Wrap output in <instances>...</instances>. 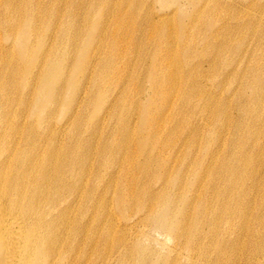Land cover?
<instances>
[{
	"label": "bare ground",
	"instance_id": "obj_1",
	"mask_svg": "<svg viewBox=\"0 0 264 264\" xmlns=\"http://www.w3.org/2000/svg\"><path fill=\"white\" fill-rule=\"evenodd\" d=\"M155 1L167 6L174 0ZM206 2L211 12L222 7L214 0ZM147 4L0 0V264H124L129 255L136 264H181L170 258L181 257L178 248L192 258L204 249L205 239L220 252L223 243L235 239L233 218L240 203L247 202L252 184L262 194L264 215V179L255 177L256 169L248 170L250 158L238 155L242 140L255 139L257 128L264 126L261 56L251 57L245 79L255 93L252 105L242 110L253 111L235 126L230 149L234 161L215 162V152L226 141L222 139L217 151L207 152L204 162L213 159L207 166L200 149L180 163L195 142L192 138L187 148L184 138L192 121L190 134L198 137L209 131L212 142L231 121L221 99L205 93L200 79L207 78L202 75L206 66L215 73L226 66V81L239 78L241 61L232 65L224 57L230 51L242 53L232 39L246 26L215 27L209 22L208 48L218 64L215 59L202 61L183 71L188 60L159 34L162 25L157 20L173 11L166 17L157 14L153 22L144 20L150 27L140 43L127 33V20L140 16L138 11ZM246 4H230L236 17ZM140 49L145 58L139 55L133 64L129 57ZM146 84L155 96L143 104L149 95ZM171 99L178 102L176 108ZM185 107L194 114L177 126ZM173 134L176 140L170 138ZM154 145L159 158L149 151ZM219 171L227 174V194L213 181ZM221 197L222 213L217 214L209 202ZM263 215L255 233L264 228ZM149 238L157 245L146 246ZM162 239L174 242L178 254L167 256L159 248ZM114 254L119 260H112ZM255 256L256 264H264V250L262 257Z\"/></svg>",
	"mask_w": 264,
	"mask_h": 264
},
{
	"label": "rangeland",
	"instance_id": "obj_2",
	"mask_svg": "<svg viewBox=\"0 0 264 264\" xmlns=\"http://www.w3.org/2000/svg\"><path fill=\"white\" fill-rule=\"evenodd\" d=\"M147 5L143 7V9L138 11V15L136 18L130 20H127V33L130 37H134L135 42H141L145 40L146 38V31L147 28L150 27V24H146L144 20L146 21H152L156 18V15H165L171 14L167 19L157 20L158 23L162 25L161 31H160V38L164 39V43L169 46H172V49L178 50L182 56V58L187 59L189 66L183 65V71L187 70L188 68L197 67L196 64H199L202 61L210 62L211 60H216L218 64V59L214 57V53L209 52L208 45L212 44L211 37H212V26L208 24L209 22L212 23L215 27H221L224 24H229L231 27H237L241 26L244 23V26H246V29H244L242 32L237 33L233 36V43L239 45L242 47L243 51L240 55L232 53V51L228 52L230 54H227L224 59L227 61V63H231L232 65L238 64L240 66L237 69V73L239 74V78H235L231 80H225L224 75L226 74V66L220 70V72L215 73L209 72V68L206 66L204 69V72L202 75L207 78L200 79L207 88L205 89L207 92L205 93H212L214 92L218 97L221 99V104L225 107L226 111L230 113L231 115V121L224 123L225 128L220 130V139L218 141H211V136H209V131L203 132V134L198 137H193L191 135L192 126L194 122L192 121L191 124H189L188 128L184 131V138L187 137V148L189 146V141L194 138L195 142L193 144V147H191V152L186 153L182 159L180 160L181 166L184 164V161L187 160L188 154H196L194 153L197 149L200 151L199 154H201L204 165L205 163L208 165L209 163L213 162V159L208 160L207 162L205 158L207 157L208 153L210 151H217V142H220L222 139H226L224 142V145L220 146L216 154L215 162L219 161L222 158H227L229 161H234V159L231 157L230 149L233 147V140H234V131L235 126L237 123L244 122L245 120H248L249 117L252 115L253 108L248 110L247 112H243L244 107H248L252 105V95L255 93L252 87L246 86L245 81L249 79V67L251 65V57L253 56H261V59L264 60V0H214L217 4H221L222 7L218 8L217 11L211 12L209 10L210 5H208L205 8V4H207L205 0L204 3L201 4V6H196V1L199 0H174L169 5H162L155 0H144ZM247 3L244 8L245 10L241 13V17H236V10L233 6L230 4H237V3ZM255 4L256 7H249L251 5ZM248 6V7H247ZM220 7V6H219ZM233 7L234 9H232ZM243 8V9H244ZM119 10L122 11L125 10L123 7H119ZM125 12V11H124ZM126 12H128L126 8ZM204 12V16L202 18L201 15ZM119 14H116L118 17ZM218 17V18H217ZM251 20L258 21L257 25L250 24ZM217 21V22H216ZM217 23V24H215ZM250 24V28H249ZM209 25V27H208ZM183 26V27H182ZM216 30V29H214ZM183 31V32H182ZM143 33V36L141 35ZM263 33V34H262ZM261 34L263 37H261ZM207 38V39H206ZM214 41H220L219 38H212ZM260 39V40H259ZM207 42V44H205ZM138 43V44H139ZM156 43V42H154ZM184 44V46H183ZM156 47V46H154ZM140 48V45H139ZM153 50V49H152ZM150 50L152 53L153 51ZM139 53L132 52L129 59L133 60V64L138 62L139 55H142L144 57L143 49L139 50ZM138 52V51H137ZM201 52V54H200ZM166 50H163L162 54H165ZM214 57V58H213ZM122 61V60H121ZM152 60L148 56L147 63L150 65ZM230 65V66H232ZM228 72V71H227ZM234 72V71H232ZM236 72V71H235ZM235 74V75H236ZM246 79V80H245ZM145 82L148 83L144 79ZM243 81V84L241 85V82ZM143 83V82H142ZM217 84H220L218 87ZM139 89L141 87V83H138ZM146 92L149 93L147 97H144L143 104H146L149 102V99L153 98L155 96V91L151 90L150 86L146 84ZM241 91L242 96L239 98L237 97L236 92ZM14 95V94H13ZM12 95V97H13ZM14 100V98L11 99V102ZM160 102L161 100H157ZM201 101L196 100L195 102ZM170 105L174 104V107L176 108L178 105V102L174 99L170 100ZM11 107L14 108L15 106L13 103L11 104ZM174 108V110H175ZM173 110V112H174ZM173 112L171 114H173ZM260 112L263 116L262 121L264 123V100L260 107ZM197 113L201 114L200 109L197 110ZM190 114H194L193 109H188L185 107L183 110V113L181 116H179V120H176V125L180 126V122L184 121V117L188 119L187 116ZM183 117V118H182ZM140 128V124H139ZM177 134H173L170 138L173 140L177 139ZM223 144V142H221ZM206 146V147H205ZM210 150H209V149ZM153 149V155L156 158V150L157 145H154L153 148H149V151ZM200 149V150H199ZM208 149V150H207ZM208 152V153H207ZM239 156H242V158H250L248 170L250 171H258L255 175V177L259 180V178L264 179V126L260 129L257 128V136L255 139H251L249 137L242 140V146L240 145V151L238 153ZM138 156H140V159L143 158L142 153H138ZM205 164V165H206ZM206 165V166H207ZM180 166V167H181ZM157 166H154V168ZM227 174H225L222 171H219V173L214 174V183L219 186V190L222 193H228V188L226 186L225 177ZM244 183V182H243ZM247 187L249 184L246 185ZM247 198V202L240 203V209L236 212L235 217L233 218L234 223L236 227L234 228L236 231H232L231 234L235 235V239H229L227 243H223L225 246L223 247L222 251L220 252L218 248L216 247L215 243L211 245V243L208 242L207 239H205L207 242L206 246H203L204 249H201V251H197V254L194 255L192 258H188V252L186 249L178 248V253L181 252L182 254L179 259H175L170 257L173 262L177 263L178 261L181 264H256V256L262 257V252L264 250V238H261L264 236V228L260 231L255 233V229L258 228L257 223L259 222V218L262 217L263 214L260 213V205L259 202L262 198V194L260 191L254 188V185L252 184L250 189L249 197ZM233 200V199H231ZM223 198L221 197L219 201H212L210 200L209 204L213 208L217 209V214H220L218 209L223 204ZM117 209V205L114 206ZM230 215V213H225L224 216ZM116 216L119 217V213H116ZM264 216V215H263ZM260 223V222H259ZM207 231V229H206ZM222 231V230H221ZM223 234V231H222ZM138 235V234H137ZM135 236V235H133ZM219 240V238H217ZM238 239V240H237ZM263 241H262V240ZM162 241H165L162 239ZM146 246H156L157 242L156 240L149 238L148 240L144 241ZM220 242H223V240H220ZM263 242V244H261ZM218 243V241H217ZM162 245H160L159 248L163 250L164 253L168 255L173 256L175 254H178L177 252H174V242H162ZM221 249V248H220ZM109 254V252H108ZM107 254V255H108ZM126 255V254H125ZM117 255L114 254L109 257L112 258V260H119V257H116ZM108 258V257H107ZM122 258V257H121ZM120 258V260H121ZM124 259V258H122ZM107 260V259H106ZM125 260V259H124ZM123 260V261H124ZM113 264L115 262L113 261ZM124 264H136V259L133 257V255H129L126 257V262ZM166 264V263H164Z\"/></svg>",
	"mask_w": 264,
	"mask_h": 264
}]
</instances>
